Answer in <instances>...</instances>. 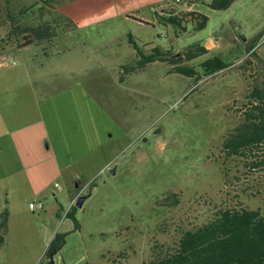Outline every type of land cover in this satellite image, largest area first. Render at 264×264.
Returning <instances> with one entry per match:
<instances>
[{
    "label": "rangeland",
    "instance_id": "374dc122",
    "mask_svg": "<svg viewBox=\"0 0 264 264\" xmlns=\"http://www.w3.org/2000/svg\"><path fill=\"white\" fill-rule=\"evenodd\" d=\"M34 1L10 0V5ZM193 2L78 0L73 11L85 17L81 27H58L51 42L22 49L0 42V93L18 114L10 117V129L12 122L55 127L64 166L57 197L46 192L47 210L35 213L28 208L37 201L32 191L21 190L24 185L8 192L5 185L12 181L2 179L0 213L6 209L10 218L0 264H46L45 251L56 233L68 234L54 264H147L220 208L258 209L264 215V163L249 165L264 161V144L245 157L222 150L253 88L264 82L244 48L264 33V0H236L224 11ZM150 5L156 13L201 12L208 22L200 31L188 24L186 32L176 33L159 23ZM50 11L62 14L60 8ZM6 30L0 27V39ZM128 33L139 46L169 49L174 56L215 38L219 56L233 65L194 80L154 62L120 82L121 67L135 59ZM252 51L264 63L261 39ZM215 54L189 65L199 71L200 62ZM81 128L86 142L78 145ZM67 190L81 191L80 205H73L77 231L69 218L59 221L50 214L58 199L65 217L71 208ZM172 194L179 197L173 207Z\"/></svg>",
    "mask_w": 264,
    "mask_h": 264
},
{
    "label": "trees",
    "instance_id": "16d2710c",
    "mask_svg": "<svg viewBox=\"0 0 264 264\" xmlns=\"http://www.w3.org/2000/svg\"><path fill=\"white\" fill-rule=\"evenodd\" d=\"M74 1L35 0L29 5L11 6L10 0H0V27L7 28L0 42H9L15 49L51 42L57 35L58 27L65 31L70 26L74 27V24L63 14H53L50 10L54 11L64 6L65 2ZM235 1L194 0L191 5H200L209 11H224ZM155 15L160 24L171 26L176 33L186 32L188 24L192 32L200 31L208 22L206 15L195 11L177 14L161 10ZM258 39H252L244 47L250 56L257 57L252 49ZM127 41L134 50L135 59L130 65L121 67L120 82L124 75L142 70L154 62L166 63L169 73L194 80L213 76L231 65L221 56L214 55L200 62V70H196L189 62L208 53L199 43L187 46L179 56H174L169 49L139 46L130 33L127 34ZM256 65L264 74V69L257 62ZM261 144H264V82L262 87L253 88L247 105L243 107L242 120L229 134L222 150L228 156L245 157L246 153H253ZM263 163L250 162L249 165L255 168ZM93 187L91 185L90 190ZM170 197L174 199L169 206H176L179 203L178 195L172 194ZM65 216L74 222V231H77L80 226L75 218V207L72 206ZM8 217V211L4 209L0 213V247L5 241ZM67 234L56 233L51 239L45 251L46 264H51L53 257L62 249ZM112 261L115 262L114 259ZM147 264H264V215L258 209L220 208L206 223L183 231L173 246L156 253Z\"/></svg>",
    "mask_w": 264,
    "mask_h": 264
},
{
    "label": "crops",
    "instance_id": "0c3cea01",
    "mask_svg": "<svg viewBox=\"0 0 264 264\" xmlns=\"http://www.w3.org/2000/svg\"><path fill=\"white\" fill-rule=\"evenodd\" d=\"M162 1L163 0H152V4L157 5L162 3ZM77 3L78 0L60 7V12L73 22L75 28L81 27V22L85 19V17H81L73 11V7ZM148 3H150V1L144 2V4ZM149 8L151 14H155L156 11L151 9V5ZM200 45L208 50L207 54L215 50V55H219L218 50H216L218 45L215 38ZM232 65L233 63H231L229 67ZM7 98V95L0 93V184L2 179H11L12 184L7 183L5 187H8V192L12 191L13 193L25 185V188L23 187L21 190H31L33 197L37 200L36 203L42 204L43 211L45 209L47 210V206L45 205L46 192H48V194L52 192V196L57 197L58 193L55 190V188H59L57 181L64 177V166H62L59 161L58 156L60 152L57 150V148L62 147L61 142H59L56 137L57 132L55 127H53L50 132L42 123L41 125L29 123L28 125L21 126L12 122L13 127L10 129V117L13 118L14 116H18V114L15 111H10ZM24 116L25 112L22 117L24 118ZM62 133L63 132L59 131V138L60 135L62 136ZM85 134L86 130H82V128L79 129L74 142H77L78 145L85 143ZM63 138L65 139V137ZM13 157L15 160L14 163L10 160V158ZM103 167L104 166H100L98 170H101ZM56 184L58 187H55ZM66 192L69 196V200H72L77 194V192H72L71 190H67ZM56 202V206H51L50 214H54L59 221L67 219L66 216L62 218L61 215L63 203H59L58 199H56ZM42 210L30 211L31 213H35ZM17 213L18 212L14 209L13 214L15 218H17ZM54 228H56V226ZM54 231L55 229L52 232ZM61 261L63 262L62 258Z\"/></svg>",
    "mask_w": 264,
    "mask_h": 264
},
{
    "label": "built area",
    "instance_id": "2783aa9c",
    "mask_svg": "<svg viewBox=\"0 0 264 264\" xmlns=\"http://www.w3.org/2000/svg\"><path fill=\"white\" fill-rule=\"evenodd\" d=\"M153 10V8H151ZM162 37V36H161ZM259 39H261V42H264V33L262 35H260ZM258 39V40H259ZM80 193L81 191L77 192V194L74 196V198L71 200L70 204H71V207L74 205V204H77V202L79 201V196H80ZM28 208L31 210V211H38V210H42L43 206L41 203H30L28 205Z\"/></svg>",
    "mask_w": 264,
    "mask_h": 264
},
{
    "label": "water",
    "instance_id": "95a60500",
    "mask_svg": "<svg viewBox=\"0 0 264 264\" xmlns=\"http://www.w3.org/2000/svg\"><path fill=\"white\" fill-rule=\"evenodd\" d=\"M259 35V34H258ZM257 35V36H258ZM256 37V36H255ZM247 46V45H246ZM247 51V50H246ZM248 53V52H247ZM253 58V60H255L263 69H264V63L257 57L255 56H251ZM80 205V200L77 202L76 206ZM51 264H54V262L52 261Z\"/></svg>",
    "mask_w": 264,
    "mask_h": 264
}]
</instances>
